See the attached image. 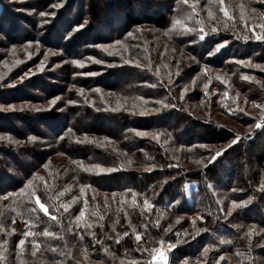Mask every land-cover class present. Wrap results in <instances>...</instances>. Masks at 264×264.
<instances>
[{
  "label": "trees",
  "instance_id": "1",
  "mask_svg": "<svg viewBox=\"0 0 264 264\" xmlns=\"http://www.w3.org/2000/svg\"><path fill=\"white\" fill-rule=\"evenodd\" d=\"M257 36L264 0H0V264H264Z\"/></svg>",
  "mask_w": 264,
  "mask_h": 264
},
{
  "label": "snow or ice",
  "instance_id": "2",
  "mask_svg": "<svg viewBox=\"0 0 264 264\" xmlns=\"http://www.w3.org/2000/svg\"><path fill=\"white\" fill-rule=\"evenodd\" d=\"M222 2H223V0H221V3H222ZM185 3H187V0H185ZM222 10H223V9H222ZM41 15H44V13H41ZM209 15H211V12L209 13ZM225 15H227V13H225ZM177 23H179V22L177 21ZM213 31H215V29H213ZM128 35H132V33L129 32ZM199 38H200V40H204V35H201ZM256 39L260 40V39H264V37L257 36ZM116 43H120V41H117ZM220 47H223V45H220V46L216 47L213 51H209V52H208V55H209V56L214 55L215 52H218V51L220 50ZM53 54H55V53H53ZM90 59H94V58H90ZM18 63H19V61H18ZM73 63H74V64H77V65H80V64H82L83 62L80 61V60H74ZM95 63L101 64V63H104V61H103V60L96 59V60H95ZM238 63H242V62H239V61H238ZM137 66H138V65H137ZM37 70H38V71H43V70H44L43 65H42V64L39 65V66L37 67ZM205 71H206V70H205ZM29 74H30V73H25V75H29ZM89 74H90V75H96V73H89ZM218 78H219V77H218ZM244 78L247 79L248 77H244ZM21 79H22V78H21ZM192 83L195 84V80H193ZM187 90H188V88H187V85H186V86L184 87V92H186ZM79 91L82 93V92H83V89H80ZM93 91H95V92H100V89H98V88H97V89H93ZM225 95H226V94H225ZM181 97H183V92L181 93ZM59 99H60V97H55V98H53V99L50 101V104H51V105H55V104H56V101L59 100ZM69 103H75V101H69ZM156 103H158V104H162L164 107H168V106H169L165 101L157 100ZM172 107H175V106L172 105ZM38 110H39V109H38ZM153 111H159V109H153ZM141 114H144V113H141ZM260 126H261V125H260L259 123L256 125V127H260ZM60 138L62 139L63 137L61 136ZM5 139H9V138H8V137H4V136H0V140H5ZM28 139L31 141V140H34L35 137H31V136H30ZM238 141H239V137H236V138L233 139L232 143L235 144V143H237ZM14 142H15V143H20V141H14ZM220 155H222V151H218V152H216L215 155H213V156L211 157L209 163H214ZM92 167H93V168H99L100 166H99V165H94V166H92ZM85 170L88 171V170H91V168H87V167H86ZM101 170H105V169H101ZM114 170H115V169H106V171H114ZM146 170H147V171H151V168H148V169H146ZM30 183H31V181H29V184H30ZM21 191H23V189H21ZM113 196H115V193L113 194ZM37 203H40L39 200H37ZM144 204H145V207H149V202H148L147 200L144 201ZM236 206H237V205H236V202H233V207H236ZM40 207H41V209H45V206H44L43 204H40ZM66 210H67V209H66ZM45 211H46V209H45ZM84 215H85L84 211H81V212L79 213V217H78L77 219H78V220H83ZM52 219L55 220L56 217L53 216ZM193 223H195V221H193ZM85 226H86V227H91L90 224H86ZM124 234L127 235V232H125ZM25 235L27 236L28 234L26 233ZM44 235L48 236V235H51V233H49V232H45ZM248 235L251 236V231L248 233ZM136 238H137V240L140 239L139 236H137ZM117 243H119L118 240H117ZM221 243H225V241H221ZM227 243H231V241H228ZM24 244H25V240H24V239L19 240V245H18V246H23ZM175 246H176L175 244H170L168 247H169V249H172V248H175ZM205 251H207V249H205ZM159 255H160V257H164L165 253H164L163 251H161ZM219 259L222 260V259H224V258L221 256ZM184 264H187V261H186V260L184 261Z\"/></svg>",
  "mask_w": 264,
  "mask_h": 264
},
{
  "label": "rangeland",
  "instance_id": "3",
  "mask_svg": "<svg viewBox=\"0 0 264 264\" xmlns=\"http://www.w3.org/2000/svg\"><path fill=\"white\" fill-rule=\"evenodd\" d=\"M188 61H189V64H191L193 62V60H190V59ZM38 72L39 71L37 70V68H34V69H32V70L29 71V73H32V74L33 73L35 74V73H38ZM49 104H46L45 106H43V105L34 104L32 101H30V102H26V103L15 104V108H19L20 109V107H23V108L28 109V110L31 109V111H32L31 113H35V111H37L38 109L41 110V109H43V107L50 108L51 105H49ZM37 122L38 121H36V122L34 121L33 124H34V126H35L36 129H39L40 128V125H38Z\"/></svg>",
  "mask_w": 264,
  "mask_h": 264
},
{
  "label": "built area",
  "instance_id": "4",
  "mask_svg": "<svg viewBox=\"0 0 264 264\" xmlns=\"http://www.w3.org/2000/svg\"><path fill=\"white\" fill-rule=\"evenodd\" d=\"M154 264H164V259H163V257H160V256L155 257V258H154Z\"/></svg>",
  "mask_w": 264,
  "mask_h": 264
}]
</instances>
